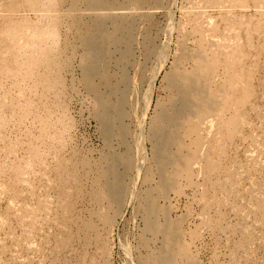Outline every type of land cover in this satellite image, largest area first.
I'll use <instances>...</instances> for the list:
<instances>
[{
	"label": "rangeland",
	"instance_id": "1",
	"mask_svg": "<svg viewBox=\"0 0 264 264\" xmlns=\"http://www.w3.org/2000/svg\"><path fill=\"white\" fill-rule=\"evenodd\" d=\"M81 1L62 0L54 10L38 12L47 18L54 17L53 27L56 33V40L45 44L43 58L47 60L62 51L71 63L70 70L61 75L59 80L66 84H76L61 94L62 105L66 109L63 118L68 127L63 135L67 136L69 142L78 137L85 146L99 149L103 140L98 129L99 122L93 114L94 107L98 108V105L92 103L93 95L89 93L83 80H88L89 85L98 88L100 82L117 79L119 70L124 65V71L133 73L138 62V65L143 66L141 71L145 70L138 75V84H142L137 85V92L134 93L131 86L126 89L128 100V96H131V100H136L137 115L132 119L126 116L123 123L131 129L132 137L128 134L126 141L134 149L138 147L136 157H145L150 146L145 136L137 141V131H134L138 125L136 119L143 118L142 107L143 110H148L144 111L149 117L155 110L157 100L167 99V95L163 93L162 74L169 70L177 54V45L184 43L189 50L199 45L201 54L181 60L180 66L188 72L190 69H197L200 60L212 61L213 70L207 72L204 80L210 82L207 89L222 88V91L212 111L204 107L198 109L200 111L192 121L194 126L187 127L183 140L179 141L189 153L196 155L197 163L192 165L186 159L182 166L185 169H182L181 163L176 162L173 171L176 176L175 184L166 195L156 192V202L161 207L169 208L171 218L179 215L184 217L179 229L181 241L168 264H264V137L261 133L264 127V7H259L264 6V0H162L163 7L153 10L154 16L149 22L141 24L135 33L136 41L140 42L145 29L149 30L154 37L151 47L160 51L162 48L168 54L166 63L152 78L154 87L151 101L147 94L150 90L147 78L151 68L158 65L159 59H146L137 42L130 49L126 48L118 40L120 32L113 27V19L117 16H128L131 19L140 10H86L82 9ZM175 1L179 2L178 8H174ZM7 2L8 0H0V19L8 25L27 16H37L31 11H10L12 7L17 8L20 0ZM182 13L186 18L190 16L192 21L185 22L181 27L175 23L173 29L168 28L171 18L179 19ZM96 17L103 20V50L110 57L111 78L87 76L77 59L81 51L77 37L85 36L92 27V18ZM184 31L190 34L189 38L184 36ZM29 33V27L19 24L7 34L12 42L0 40L3 61L0 70L4 74L0 81V264H64L66 257L62 251L66 248L60 247L61 241L67 242V245L73 242L76 246V264H96L87 259L86 251L80 245H76L75 237L78 235L72 226L63 225L57 220L56 208L52 204L43 203L40 210L33 205L39 200L37 195L42 190L37 181L39 174L30 173L29 184L24 182L25 172L35 168L37 159L35 149L39 124L34 115L40 113V104L35 98V88L40 86L39 65L22 62L23 66L29 64L32 72L18 75L15 85H10L8 79L14 72L11 65L16 63L13 60L14 51L21 50L17 46L23 44L22 37ZM28 37L30 39H26V44L40 40V34ZM237 54L246 57V63H242ZM128 55L133 58L130 64L127 61ZM119 58H123L121 64L117 63ZM227 71H233L234 78H225ZM201 79L200 73L199 80ZM55 80L53 78L50 83ZM20 83L21 88L17 87ZM233 90L236 92L233 93ZM104 91L105 89L101 92ZM144 98L149 99V106L146 103L148 100ZM30 99L36 102H30ZM244 101L245 105L242 104ZM49 111L51 110L48 113ZM63 118H60L59 125ZM238 119L241 121L242 131L235 132V122ZM227 125L231 126L226 127ZM214 135H220L221 139L211 141ZM182 153L183 156L187 155L184 151ZM27 162L30 168L26 167ZM227 167L229 181L225 184ZM148 177L150 180V175ZM151 181L147 182L156 184L159 189L156 181ZM25 185L30 190L29 218L23 216ZM136 187L140 188L141 185ZM221 187H227L228 190L224 192L227 198L221 194ZM44 198L40 197L41 202ZM123 213L109 235V264H136L138 250L144 251L142 247L138 248L139 239L146 240L147 250L153 249L154 253L159 250V246H165L160 241L159 233L153 236L143 231L140 215L133 210L132 204H128ZM36 227L40 228V237L35 236ZM25 235L33 236V241L26 244ZM26 249L29 250L27 255Z\"/></svg>",
	"mask_w": 264,
	"mask_h": 264
},
{
	"label": "bare ground",
	"instance_id": "2",
	"mask_svg": "<svg viewBox=\"0 0 264 264\" xmlns=\"http://www.w3.org/2000/svg\"><path fill=\"white\" fill-rule=\"evenodd\" d=\"M61 1L20 0L17 8L12 7L10 11H31L33 15H37L35 18L27 16L24 19L11 22L9 25L3 19H0L1 41L8 40V42H12L11 37H8L7 34L19 24L24 25L25 28H30V33L22 37L24 39L23 44L17 46L21 50L14 51L13 60L16 63L11 65L14 72L8 79L10 81L9 84L15 85L14 81L18 75L25 74V72L30 74L32 72L29 66L30 63L38 64L40 70V86L35 88V98L40 104V113L33 114L37 116L39 124L35 149L37 155L36 166L26 171L24 176V182L28 185L31 177L30 173L39 174L37 181L38 185L42 186V190L37 195L39 200L33 205L38 206V210H40L43 203L52 204L56 208L55 215L57 220L61 221L63 225H71L72 229L76 231L78 235L75 237V239L77 238L76 245H80L86 251L87 259L94 261L96 264H109L108 257L111 254L110 232L117 219H119L118 217L121 218L124 214L126 206L132 204L133 210L140 215L143 231L153 236L159 233L161 243L166 246H159V250L154 253L153 249L147 250L146 240L139 239L138 248L142 247L144 251L138 250L136 264H168L174 257L175 251H177L178 242L180 243L181 241L179 229L184 217L179 215L171 218L169 208L167 206L161 207L156 202V192L158 191L162 195L169 193L170 188L176 182V176L173 175L176 162L181 163V168L186 159L192 165L197 163L196 155L189 153V150L179 141L183 140L187 127L194 126L192 121L195 120V114L200 111L198 109L204 107L206 110L212 111L213 105L222 91V88L210 87L207 89V85L210 82L204 80V77H207V72L213 70V63L210 60L205 61L203 59L197 64V69L193 68L185 72L184 68L180 66L181 60L195 58L201 54L202 50L199 45L192 50H189L184 43L177 45V54L171 62L169 70L164 71L162 74L163 93L167 95V99H158L155 104V110L149 117L144 111L147 109L143 110L142 107L143 118L136 119L138 125L134 131H137V135H135L137 141L145 136L150 146L148 148V156L145 155V157L147 156L146 158L144 156L141 158L140 155L136 157L135 151H137L138 147L134 149L131 143L126 141V136L128 134L131 136V129L123 123V119L126 116L132 119L137 113L135 112L136 100H131V96H128L130 97L128 100L126 89L131 86L134 93L137 90V85L142 84L141 82L138 84V75L143 66L140 64L139 66L138 62L133 73L124 71L126 66L124 65L119 70L117 79L100 82L98 88H93L89 85L88 80L82 79L87 89H89V93L93 95L92 103L98 105V108L94 107L93 114L99 122L98 129L103 143L99 149L94 150L91 146H85L82 141H79L78 137L73 138V141L69 142L66 138L67 136L63 135V131L68 127H66L67 122L63 118L66 109L62 105L61 94L63 95L65 91H68L74 82L66 84L65 81L60 82L59 79H61V75L70 70L71 62L66 59L62 51H58V53L53 54L47 60L43 58L45 44L54 42L56 33L53 27L54 17L47 18V16L38 14L40 10H54V7ZM177 1H175L174 8H178L179 2ZM10 2L11 0H8L7 3ZM81 2L82 9L86 10L106 11L105 9L108 8H137L140 10V13L131 19H128V16H117L113 19V27L120 32L118 40L123 42L126 48L130 49L137 42L141 46L146 59H159L158 65L153 66V69L151 68L152 71L147 78V84L150 86L147 94L151 101L154 87L152 85L153 76L166 63L168 54L162 48L160 51L155 47H151L154 37L150 35L149 30L145 29L143 39L140 42L136 41L135 33L141 24L149 22L154 16L153 10L163 7V1L82 0ZM87 14L90 17V14ZM181 15L183 17L181 16L179 19L170 17L172 22H168V28L173 29L175 23H178L177 26L181 27L182 24L190 20V16L186 18L184 13ZM102 21L100 17L92 18L91 29L86 32L85 36L77 37L79 38L81 51L78 53V58H75L79 59L80 68L87 76L110 77L111 75L110 57L103 50L104 32ZM35 34H40V40L26 44V39H30L28 36ZM184 36L189 38L190 34L184 31ZM21 46L26 48L23 49ZM131 55H128L129 60L127 61L129 64L133 61ZM238 57L242 63L246 61V57L239 55ZM122 60L123 58L117 59V63L121 64ZM22 62L29 64L23 66L21 65ZM2 63L0 51V64ZM141 72H145V70ZM200 73L202 75L201 80H199ZM227 73L228 75H225V78H234L233 71H227ZM2 78H4V74L0 70V81ZM53 78L56 80L51 84L50 82H52ZM241 81L243 80L241 79ZM46 86H48V89ZM17 87L21 88L22 84L20 83ZM104 89L105 91L101 92ZM235 90H233V93L236 92ZM147 94H145L146 97ZM144 99L148 100L146 103L149 106V99ZM36 100L30 99V102H36ZM242 104L245 105L246 101ZM48 110L51 111L48 113ZM60 118H63L61 125L58 124ZM145 123H147L146 128ZM240 125L241 121L238 119L235 122V132L242 131ZM230 126L227 125L226 127ZM231 129L234 132L232 127ZM261 133L264 137V127L261 129ZM216 138L219 140L221 136L217 137L214 135L211 141ZM94 151H97L96 154L93 153ZM183 151L187 155L183 156ZM191 159L192 161H190ZM146 162H148L147 165ZM28 163L26 167L30 168L31 166ZM182 169H185V167ZM225 171V184H227L229 181L228 167ZM148 175H150V180L156 181L159 189H157L156 184L148 183L150 181ZM145 182L147 185H145ZM138 184L141 185L140 188L136 187ZM225 190H228L227 187L222 188L221 194L224 198H227L224 195L226 194L224 193ZM25 192L23 216L29 218L31 215L29 209L30 190L27 186ZM40 197H45L43 202H41ZM68 221L70 222L68 223ZM39 229V227L35 228V236L40 237ZM32 239L33 236L25 235L26 244L31 243ZM164 241L167 242L164 243ZM60 247L66 248L62 251L66 257L64 264H76L78 255L73 242L67 245V242L61 241ZM28 253L29 250L26 249V255ZM36 253H38V250Z\"/></svg>",
	"mask_w": 264,
	"mask_h": 264
}]
</instances>
